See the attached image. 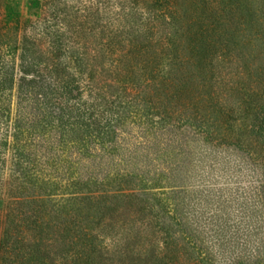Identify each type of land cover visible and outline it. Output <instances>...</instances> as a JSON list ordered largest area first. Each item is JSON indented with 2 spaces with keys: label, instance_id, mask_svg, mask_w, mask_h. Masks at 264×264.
Wrapping results in <instances>:
<instances>
[{
  "label": "rangeland",
  "instance_id": "rangeland-1",
  "mask_svg": "<svg viewBox=\"0 0 264 264\" xmlns=\"http://www.w3.org/2000/svg\"><path fill=\"white\" fill-rule=\"evenodd\" d=\"M243 1L249 9L246 19L257 18L255 26L264 27V0ZM40 2L0 0V19L35 22L41 15ZM180 6L183 17L189 15V0H183ZM232 27L231 34L224 38L229 36L238 44L255 70L249 85H262L264 89V38L251 35V25L236 23ZM11 34L0 41V179L20 176L13 171L17 167L12 162L18 125L23 126V131L31 127L42 138L36 142L52 145L51 156L60 155L56 166L50 159L46 163L47 159L40 155L41 165L30 170L29 175L35 180L25 197L40 196L46 205L43 209L42 203L25 201V211L43 209L41 219L46 221L72 220V226L81 233L102 214L112 219L118 213L119 219L130 217L131 210L142 201L150 207L147 215L163 225L175 243L187 251H183L187 254L184 264H264V133L257 135L256 141L261 145L251 139L245 144L241 137L243 134V138H248L246 125L264 126V119H256L259 112H264V96L259 98L263 104L259 111L252 107L250 114L235 115L230 120L222 118L216 107L204 101L199 104L201 114L189 109L177 120L157 114L146 101L130 104L119 100L113 106V119H119V127L115 133L105 132L84 124L89 113L84 111L82 118L76 112L69 115L57 100L60 101L61 81L65 78L74 79L72 86L77 81L88 83L89 67L65 54L57 61L60 64L56 70L57 62L46 60L29 42H16L15 33ZM183 45L191 63L177 70L176 86L184 90V98H204L214 87L203 78L205 62L193 56L186 36ZM3 64L9 67L6 84L2 83L7 76ZM21 69L38 82L24 86L30 92L29 102L24 100L26 91L21 88ZM244 92H239L237 98H243ZM88 93L83 89V101L92 100ZM148 93L152 94V90ZM152 117L163 125L144 123ZM31 149L34 147L20 146L19 159L23 163L29 159L27 152ZM128 170L139 171L135 174L140 176L130 177L127 184L136 201L123 199L119 180L106 186L109 195L101 201L88 198L94 191L100 192L101 186L93 185L90 190L65 188L69 179H101L108 174H126L124 171ZM57 182L58 187L54 185ZM156 232L161 234L162 230L157 227ZM69 241L57 247L60 256L73 255L78 249L79 245L73 247Z\"/></svg>",
  "mask_w": 264,
  "mask_h": 264
},
{
  "label": "trees",
  "instance_id": "trees-1",
  "mask_svg": "<svg viewBox=\"0 0 264 264\" xmlns=\"http://www.w3.org/2000/svg\"><path fill=\"white\" fill-rule=\"evenodd\" d=\"M182 1L41 0V15L35 22L13 23L4 22L6 17L0 19V41L3 37H12L14 32L16 42L31 43L48 61L56 63L61 56L69 54L81 65L89 67L88 83L84 85L77 81L72 86L74 79L65 78L61 81L60 101L57 100L69 115L76 112L82 118L86 111L89 115L84 124L105 132L115 133L114 129L119 127V119H113V106L119 100L130 104L146 101L157 114L177 120L189 109L199 114V104L203 101L216 107L221 117L226 119L250 114L252 107L259 111L263 105L259 102V98L264 96L263 86L249 85L248 80L254 78L255 70L238 44L229 36L226 40L224 35L231 34L232 26L238 23L251 25V35L264 38V27L255 26L254 19L257 18L246 19L249 9L243 0H189L191 12L185 17L180 8ZM2 12L0 4V14ZM185 36L192 45L193 56L205 62L203 78L214 86L204 98H184V90L176 86L177 70L183 64L191 63L185 57ZM59 64L54 65L56 70H59ZM2 67L6 68L7 76L2 80L6 84L9 67L5 64ZM21 72L24 74L21 78L22 90L25 85H37V80L29 77L30 73L23 69ZM83 89L89 92L91 101L81 99ZM151 90L152 94H149ZM243 90V98H237ZM24 91V100L29 102L30 92L25 88ZM113 91L116 94L111 93ZM22 115L25 118V114ZM256 119H264V112H259ZM150 122L163 125L153 117L144 123L150 125ZM23 130V126L18 125V143L12 160L17 168H11L20 176L10 180L0 179V264H98L97 261L101 264L185 263L187 251L175 243L163 225L147 215L150 207L142 201L131 210L130 217L119 219L118 213L112 219L102 214L95 217L81 233L72 226V220H42L40 213L44 212L46 200L40 196L25 197L32 190L35 180V176L29 173L41 165V156L47 159L46 163L50 159L56 166L60 155L51 156L52 145L36 142L42 138L31 127ZM244 131L248 137L241 136L245 144L251 139L261 145L256 140L257 135L264 133L262 124L255 127L246 125ZM21 145L34 147L27 152L29 159L32 157L31 161L28 159L23 163L19 159ZM124 172L128 173L108 174L101 179L91 176L69 179L65 188L90 190L93 185L101 186L100 192L88 195V198L101 201L109 195L106 186L119 180L122 182L123 199L136 201L127 184L130 177L140 176L135 174L139 171ZM58 184L54 183L57 187ZM25 201L39 202L44 207L42 211L30 213L22 208ZM157 227L162 230L161 234L156 232ZM63 241H69L73 247L79 245L73 255L58 254L57 247Z\"/></svg>",
  "mask_w": 264,
  "mask_h": 264
}]
</instances>
